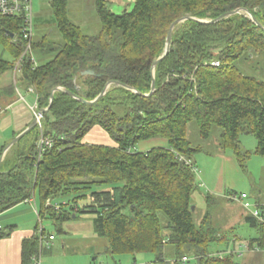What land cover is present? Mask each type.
Instances as JSON below:
<instances>
[{
    "label": "trees",
    "instance_id": "1",
    "mask_svg": "<svg viewBox=\"0 0 264 264\" xmlns=\"http://www.w3.org/2000/svg\"><path fill=\"white\" fill-rule=\"evenodd\" d=\"M68 3L53 0L51 5L61 40L48 35L33 40L38 66L25 55L21 76L0 90V98L33 88L41 110L49 107L55 88L91 102L112 81L124 86L112 85L94 104L64 92L54 94L41 119L42 130L39 125L30 130L1 163L0 214L35 199L42 219L50 215L67 221L72 213L94 214L96 234L109 241L110 255L151 252L161 261L170 244L176 251L174 264H185L183 249L195 254L197 264H239L235 255L219 257L207 250L221 240L211 220L216 203L211 195L200 226L194 221L197 174L190 158L201 149L192 147L188 126L196 123L204 139L214 127L221 128L220 148L233 149L243 167L251 152L241 150V134L255 136V153L264 156V81L247 71L254 68L249 63L254 54L262 58L255 65L264 67V0H135L133 9L122 14L96 0L101 29L93 36L70 20ZM187 16L220 20H188L175 27L170 52L155 68V91L146 96L171 26ZM23 26L22 17L0 14V45L10 56L6 60L0 54V75L12 72L26 50ZM88 70L95 75H85ZM96 128L112 145L83 142ZM42 132L53 146L39 159ZM154 138L166 139L168 146L133 151L137 143ZM61 197L72 200L54 205ZM81 201L88 202L79 206ZM258 209L262 220L247 215L245 222L258 233L250 247L264 250V206ZM159 213L167 217L168 234ZM6 236L0 230V238ZM44 236L41 230L23 242L22 264H35Z\"/></svg>",
    "mask_w": 264,
    "mask_h": 264
},
{
    "label": "rangeland",
    "instance_id": "2",
    "mask_svg": "<svg viewBox=\"0 0 264 264\" xmlns=\"http://www.w3.org/2000/svg\"><path fill=\"white\" fill-rule=\"evenodd\" d=\"M49 2L50 0H33L34 12L35 14L41 15L40 18L42 19L40 22H38V20L35 21L33 36L35 42L40 41L47 35L55 41L61 40L56 34L58 33L57 24L55 23ZM45 20H47L46 24L43 23ZM74 22L76 21L74 20ZM96 26L98 25L94 27ZM80 29L84 34H87V29H84V27ZM100 29L91 31L88 35H97ZM252 53L254 52L252 51ZM0 54H2L6 60H10L9 54L5 52L2 45H0ZM253 57L255 59H250L249 63L250 67L254 68H249L247 71L250 75L256 76L264 81V67H261L262 64L255 65L256 62H259L262 58L256 54H254ZM12 74L13 72L9 75L11 76ZM4 77L5 76H0V88L5 81ZM11 82L15 83L16 81H14L13 78ZM0 90L2 91L3 89ZM21 92L27 97L29 106H35V95H29L28 92L23 89ZM6 98L7 96H2L0 98L1 105H3L2 103L5 102L4 100H6ZM92 135L94 134L89 133L84 138L83 142L103 145H107L108 143L111 144L112 142L111 138H107L108 141L106 142L101 139H93ZM221 135V128L214 127L211 136L208 139H204L196 123H190L188 126V139L192 147L201 149L200 152L193 154L190 158L195 169L199 171L196 175L197 189L192 196L194 207L193 218L196 225L200 226L201 221L208 211L206 197L211 195L216 201L212 210H210L211 220L213 226L218 230L221 240L209 244L207 250L210 254L215 255L228 250V243L233 240V238L237 241L248 243L250 247L249 241L256 238L258 235L256 229L250 227L242 217L240 218V211L246 212L247 209L242 203L231 201L229 195L246 194L248 198L245 199V202H251L252 205H255L258 201L264 203V156L255 153L258 145L257 139L253 135H240L241 150L243 152H251V157L246 161L245 167H243L238 161L233 149L227 148L224 150L220 148ZM9 138L8 135H4L0 132V152L2 146L6 144L5 142H7ZM167 146L168 141L166 139L154 138L141 141L132 149L134 152H145L147 149L151 150L152 148ZM71 200V197H61L54 201L53 204L64 205ZM86 202L88 201H81L79 206L84 205ZM244 209H246V211ZM70 210V206L65 207L66 212H70ZM73 215H75V213H72L70 219L67 221L57 220L56 218L50 217V215L41 219L42 227L45 229V236L49 237L52 235L55 239L49 242L50 248H47L45 244V250L41 255L40 264H174L176 261L175 248L170 244L164 247L161 261L158 259L159 256H157V254L151 252L139 253L136 255H110L106 251L109 246V241L96 234L94 227V219L96 216L94 214L78 213L74 218ZM159 216L161 218L162 227H164V233L168 234L169 231L166 229L168 225L167 217L163 213H159ZM36 220L38 221L37 217ZM37 221L35 224L38 223ZM40 228L41 224H39V229ZM232 247L233 246L230 245V248ZM251 249L253 248L250 247L249 252H245L243 256L235 255V261L239 264H264V250L257 251L256 249ZM183 250L182 253L188 258V262L185 264H197L195 254L188 249Z\"/></svg>",
    "mask_w": 264,
    "mask_h": 264
},
{
    "label": "crops",
    "instance_id": "3",
    "mask_svg": "<svg viewBox=\"0 0 264 264\" xmlns=\"http://www.w3.org/2000/svg\"><path fill=\"white\" fill-rule=\"evenodd\" d=\"M52 1L53 0H50L49 2L51 9H52L51 6ZM104 1L109 7V9L115 14H122L125 11H131L135 5V0H104ZM68 14L70 20L75 25L78 24L79 25V26L77 25L78 27L80 28L84 27V29H87L86 30L87 34L90 33L91 31H97L98 29L101 28L100 20L96 13V0H69ZM34 16H35V21L36 20H38V22L42 21V19L40 18L41 15L35 14L34 12ZM74 20L76 22H74ZM46 21L47 20L43 21V23L46 24ZM95 25L98 26L94 27ZM10 73L11 72L9 71L6 72L5 74L0 75V76H5L4 77L5 81L2 83L1 85L2 87L0 89H6L10 87L12 84H14V82L13 83L11 82V79L13 81L14 75L12 74L10 76L9 75ZM20 76L21 75H19L18 77ZM14 81H16V78H14ZM21 90L22 89H17L16 95H12V96L8 95L6 100H4L5 102L2 103L3 105H1L0 107V132L4 135L5 134L8 135V138L11 137L7 142H5L6 144H10V142H12L18 135H20L26 129H28L31 123L35 119L34 110L32 109L34 107L29 106L27 97H25L22 94ZM25 91L28 92L29 95H34L33 93H30L27 90ZM20 95H22L26 99L27 101L26 103L21 101ZM34 97H35L34 101L36 102V95ZM90 133L94 134L92 135L93 136L92 138L96 140L101 139L107 142L108 139H110L108 135H106L102 130L98 128L94 129ZM107 145H112V142L111 144L108 143ZM148 150L150 149H147L146 151ZM246 203L251 207V210H254L255 207H258V205L264 206V203H261V201H258L255 205H252L251 202H247V201ZM244 210L246 211V209ZM251 210L247 209L248 212L240 211L239 213L240 218L242 217L243 220L245 221V217L249 213H250L249 215H251ZM37 212H39V206L37 201L34 199V201L23 202L13 207L12 209L0 214V230L7 233L6 237L0 238V264H22L23 242L26 239L32 238L35 235H39L41 230L42 231L45 230L44 227H42V220H41L42 218L37 214ZM36 217L38 218V221L36 220ZM36 221L38 222L37 224H35ZM39 224H41L40 229H39ZM236 242H240V241H237L233 238V240H231L228 243V248H230V245L235 246Z\"/></svg>",
    "mask_w": 264,
    "mask_h": 264
},
{
    "label": "built area",
    "instance_id": "4",
    "mask_svg": "<svg viewBox=\"0 0 264 264\" xmlns=\"http://www.w3.org/2000/svg\"><path fill=\"white\" fill-rule=\"evenodd\" d=\"M0 14L5 17H22L24 26L22 29V37L23 39L27 42L26 45V50L23 54V56L16 62L15 67L13 69V74L14 78H17L21 72H22V63H23V58L25 55H30L31 56V61L35 67L38 66V61L37 57L34 54V51L32 49V43H33V36H34V31H35V16H34V9H33V0H0ZM214 66H219V62H214ZM30 93H33L35 95V91L33 88H29L28 90ZM21 101L26 103V99L20 95ZM32 108L34 110L35 117L38 118L39 120V126L42 130V124H41V119L43 116H40L39 110H38V103H37V97H36V102L35 106ZM53 146V141L46 137L43 132L41 134L38 148H39V155L38 158L41 159L43 156V153L46 151L47 148H51ZM195 173L198 174L199 171L195 169ZM229 198L233 202H240L244 204V207L246 209H250L251 207L245 202V199H247L246 194H230ZM29 201H34V199H31ZM59 209V207H57ZM39 215V212H37ZM251 215L258 219L262 220V215L258 207H255L254 210H251ZM54 239V236H49L46 237L44 236L40 241H41V250L38 255H36L33 260L35 264H40L41 260V255L45 250V244L47 245V248H49V242ZM257 251H260L257 247L254 248ZM251 249V250H254ZM244 250V251H243ZM250 247L248 243H244V241L236 242L235 246L232 248H229L225 252H220L217 256L223 257L225 255H238V256H243L245 252H249ZM183 262L186 263L188 262V258L184 257Z\"/></svg>",
    "mask_w": 264,
    "mask_h": 264
},
{
    "label": "water",
    "instance_id": "5",
    "mask_svg": "<svg viewBox=\"0 0 264 264\" xmlns=\"http://www.w3.org/2000/svg\"><path fill=\"white\" fill-rule=\"evenodd\" d=\"M240 12V10H237V11H233V12H230V13H227L226 15H224L223 17H221L220 19H222V18H226V17H230V16H233V15H235V14H238ZM246 13H248V12H246ZM250 18L252 19V21L253 22H255L259 27H262V25L254 18V17H252V16H250ZM220 19H218V20H220ZM188 20H193V21H196V22H200V23H213V22H216V21H218V20H214V21H204V20H198V19H196V18H193V17H189V16H187V17H184V18H182V19H180V20H178V21H176L172 26H171V28H170V31H169V33H168V37H167V46H166V50H165V52H164V54L158 59V60H156L155 62H154V64H153V67H152V76H153V82H152V90H151V93L149 94V95H146V96H150V95H152L153 93H154V91H155V88H156V82H155V68L158 66V64L168 55V53L170 52V45H171V41H172V37H173V32H174V29H175V27L177 26V25H179V24H181V23H183V22H185V21H188ZM263 28V27H262ZM13 37V36H12ZM84 74L85 75H95V73L93 72V71H90V70H88V71H85L84 72ZM115 84H119V85H122V84H120V83H117V82H115V81H112V82H110V83H108V85L106 86V88L103 90V92L100 94V96L97 98V99H95L94 101H91V102H88V101H86V100H84V99H82V98H80V97H78L77 95H75L74 93H72V92H70V91H68V90H66V89H64V88H61V87H59V88H55L54 90H53V92H52V94H51V103H50V105H49V107L48 108H46V109H41V110H39V114H40V116H43L45 113H47L48 111H49V109L51 108V104H52V102H53V99H54V94L56 93V92H64V93H67V94H69L70 96H72V97H74V98H76V99H78V100H80V101H82V102H84V103H87V104H94V103H96L98 100H100L107 92H108V90L110 89V87L112 86V85H115ZM122 86H124V85H122ZM128 89H131V88H128ZM39 124V120H38V118L37 117H35V119H34V121L31 123V125L29 126V128L28 129H26L23 133H21L20 135H18L7 147H6V149L4 150V153H3V155L0 157V167H1V163H2V161H3V158H4V156H5V154L22 138V137H24L30 130H32L34 127H36L37 125ZM193 210H194V207H193ZM73 217L75 218L76 217V215H73Z\"/></svg>",
    "mask_w": 264,
    "mask_h": 264
}]
</instances>
